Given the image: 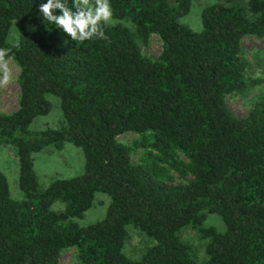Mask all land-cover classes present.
Returning <instances> with one entry per match:
<instances>
[{
	"label": "trees",
	"instance_id": "16d2710c",
	"mask_svg": "<svg viewBox=\"0 0 264 264\" xmlns=\"http://www.w3.org/2000/svg\"><path fill=\"white\" fill-rule=\"evenodd\" d=\"M46 2L0 0V48L18 67L0 146L13 150L22 194L10 197L0 171V264H58L67 248L77 264H264V95L241 117L225 102L264 83L246 76L240 47L244 36L264 38V0L208 5L198 31L179 22L189 0H110L106 39L80 44L43 19ZM12 21L18 49L6 39ZM151 34L161 42L154 58L141 51ZM47 94L61 124L29 130L50 110ZM126 132L130 143L117 139ZM65 142L81 149L82 172L40 187L32 154ZM95 192L109 199L105 213L79 225ZM210 213L222 231L204 225ZM127 225L151 242L134 259L122 252ZM184 228L202 241L200 258Z\"/></svg>",
	"mask_w": 264,
	"mask_h": 264
},
{
	"label": "rangeland",
	"instance_id": "374dc122",
	"mask_svg": "<svg viewBox=\"0 0 264 264\" xmlns=\"http://www.w3.org/2000/svg\"><path fill=\"white\" fill-rule=\"evenodd\" d=\"M220 0H189L188 12L180 17L179 22L193 31L200 30V12L201 10ZM19 33L18 24L12 21L8 33L7 41L14 43ZM61 37L65 41H72L64 32ZM241 54L248 61L249 67L245 70V74L249 78H258L264 76V38L255 36H244L240 41ZM161 49V42L157 35L151 34L145 45L141 46L143 54L152 58L156 57ZM10 68L13 72V81L6 87L0 88V112L7 113L14 110L17 106L18 87L16 77L18 67L10 59ZM264 95V83L251 85L243 93L233 92L225 96L226 106L238 117L244 116L251 108L253 102L258 95ZM50 102V110L48 113L35 117L29 124L28 128L32 131L44 130L47 128H57L61 124V112L59 107V99L51 94H47ZM135 134L131 132L122 133L117 139L123 143H130ZM139 150L131 153L130 159L136 162L139 156ZM33 170L37 177L40 187L47 186L55 178H68L78 175L83 170L84 158L81 149L74 146L70 142H65L60 149L52 146L44 147L42 150L32 154ZM0 171L4 174L7 181L8 191L11 198L19 200L22 196L17 185V162L11 147L7 145L0 146ZM175 180H178L174 174ZM108 197L101 192H95L91 206L85 213L75 219L79 225H86L102 218L108 205ZM62 204L57 202L53 208H61ZM204 225H212L217 230H223V223L220 218L210 213L207 215ZM127 237L123 244L122 252L130 257L137 258L143 250L150 245V240L139 230L131 225L126 226ZM182 240L190 243L196 250L198 258L202 256V241L199 240L195 232L190 228H184L180 232ZM58 264H77L73 256V248H67L61 251Z\"/></svg>",
	"mask_w": 264,
	"mask_h": 264
},
{
	"label": "clouds",
	"instance_id": "9594fccd",
	"mask_svg": "<svg viewBox=\"0 0 264 264\" xmlns=\"http://www.w3.org/2000/svg\"><path fill=\"white\" fill-rule=\"evenodd\" d=\"M59 10V14H55ZM43 19L61 29L75 44L93 39H106L105 27L114 24L110 0H47L38 4ZM14 48H19L17 38ZM11 48H0V88L9 85L14 77L10 68Z\"/></svg>",
	"mask_w": 264,
	"mask_h": 264
}]
</instances>
